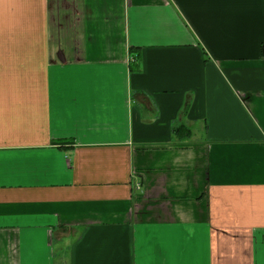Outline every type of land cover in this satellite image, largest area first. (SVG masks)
I'll list each match as a JSON object with an SVG mask.
<instances>
[{
  "label": "crops",
  "instance_id": "0c3cea01",
  "mask_svg": "<svg viewBox=\"0 0 264 264\" xmlns=\"http://www.w3.org/2000/svg\"><path fill=\"white\" fill-rule=\"evenodd\" d=\"M263 48L264 0H0V264H264Z\"/></svg>",
  "mask_w": 264,
  "mask_h": 264
},
{
  "label": "trees",
  "instance_id": "16d2710c",
  "mask_svg": "<svg viewBox=\"0 0 264 264\" xmlns=\"http://www.w3.org/2000/svg\"><path fill=\"white\" fill-rule=\"evenodd\" d=\"M131 54H133V52L131 51ZM184 129L182 128V127H177V128H175V129H173V133L176 135V136H178V137H180V136H182L181 135V132L183 131ZM185 132H186V130H184Z\"/></svg>",
  "mask_w": 264,
  "mask_h": 264
},
{
  "label": "water",
  "instance_id": "95a60500",
  "mask_svg": "<svg viewBox=\"0 0 264 264\" xmlns=\"http://www.w3.org/2000/svg\"><path fill=\"white\" fill-rule=\"evenodd\" d=\"M263 52H264V48H263Z\"/></svg>",
  "mask_w": 264,
  "mask_h": 264
}]
</instances>
